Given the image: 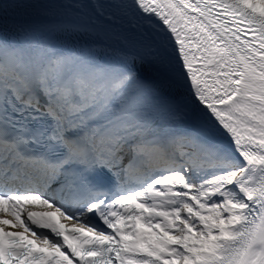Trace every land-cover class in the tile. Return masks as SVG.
I'll return each mask as SVG.
<instances>
[{
    "label": "snow or ice",
    "instance_id": "6c2138e0",
    "mask_svg": "<svg viewBox=\"0 0 264 264\" xmlns=\"http://www.w3.org/2000/svg\"><path fill=\"white\" fill-rule=\"evenodd\" d=\"M0 264H264V0H0Z\"/></svg>",
    "mask_w": 264,
    "mask_h": 264
}]
</instances>
